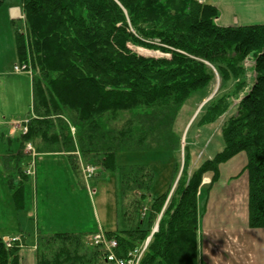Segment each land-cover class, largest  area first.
Returning a JSON list of instances; mask_svg holds the SVG:
<instances>
[{
    "label": "trees",
    "instance_id": "16d2710c",
    "mask_svg": "<svg viewBox=\"0 0 264 264\" xmlns=\"http://www.w3.org/2000/svg\"><path fill=\"white\" fill-rule=\"evenodd\" d=\"M6 1L0 0V8ZM21 5L26 29L17 33L18 59L33 74V117L21 138L36 142L40 152H79L86 164L106 169L115 168L119 153H180L182 136L174 125L181 108L214 82V69L221 76L218 93L198 121L201 128L222 122L220 151L189 175L186 145L176 187L150 203L152 170L143 165L120 170L122 228L105 232L117 242V258L141 249L158 225L140 264H203L198 200L204 175L211 173L216 182L220 166L242 152L249 227L264 228V25L219 27L218 10L204 0H21ZM133 47L169 57L142 56ZM251 55L250 79L243 62ZM19 200L16 191L14 201ZM20 250L18 243L7 249L0 240V264H20ZM106 256L84 234L38 237L37 264H115Z\"/></svg>",
    "mask_w": 264,
    "mask_h": 264
},
{
    "label": "rangeland",
    "instance_id": "374dc122",
    "mask_svg": "<svg viewBox=\"0 0 264 264\" xmlns=\"http://www.w3.org/2000/svg\"><path fill=\"white\" fill-rule=\"evenodd\" d=\"M11 1L14 0H8L7 4H13ZM6 11L5 7L0 8V160L4 161V165L9 164L12 175L16 174L18 181L12 190V204L16 210L18 207V213L16 214L15 210H5V194L9 190L0 189L1 227L13 226V229H22L24 239L28 242H32L37 234L57 233L84 234L93 241L97 236L105 235L101 230L115 232L122 228L121 208L117 200L121 169L143 165L152 170L153 184L147 199V203H150L170 193L176 187L184 169L186 145L189 147L187 154L192 157L189 175L223 148L222 122L203 128L198 125L203 107L213 100L220 88L221 76L213 68L216 74L214 82L206 90L188 99L175 121V131L182 136L180 153L176 151L119 153L115 159L114 169L95 165V175L92 177L83 174L81 165L75 166L70 156L37 153L39 147L36 142L33 143L36 148L34 152L28 153V142L21 140L18 134L19 142L12 132L8 133L9 130L14 129L15 125H19L22 130L24 125L29 124V122L25 124L24 121L26 119L29 121L33 117L32 78L30 77L33 74L30 69L28 72L21 73L14 70L15 65L21 66L18 59L17 33H24L26 25L24 19H9ZM133 50L146 57H169V54L157 50L141 47H133ZM23 65L30 67L27 64ZM254 66V55L247 57L243 62V67L246 68L250 79L254 74L252 69ZM235 83L229 82L228 85L232 86ZM214 93L216 94L208 100ZM72 133H75L74 128ZM4 138H9V141H3ZM11 147L16 151H25L26 155L18 158L14 153L11 155L12 152H4ZM43 147L46 148L47 145ZM242 155L246 153L242 152L237 157ZM30 163L33 164L32 168ZM28 171L33 174L26 176ZM241 176L239 181L248 179L246 166ZM183 178L181 182L185 180ZM206 178H208L207 174L204 175V179ZM215 189L211 193L212 199L215 196ZM16 191L20 193L18 204L13 198ZM206 193L207 191H204L200 200L202 212L205 208ZM224 201L225 196L219 201L221 206ZM215 205L216 202H214ZM157 230L154 227L153 234L151 232L146 239L147 247ZM143 254L144 252L139 253L138 264Z\"/></svg>",
    "mask_w": 264,
    "mask_h": 264
},
{
    "label": "crops",
    "instance_id": "0c3cea01",
    "mask_svg": "<svg viewBox=\"0 0 264 264\" xmlns=\"http://www.w3.org/2000/svg\"><path fill=\"white\" fill-rule=\"evenodd\" d=\"M7 2L8 0L2 6L7 10V17L12 20L24 19L21 0L11 1L13 4L9 3V5ZM204 2L218 10L219 17L216 19V24L219 27L264 25V0H204ZM14 10H18L19 14L15 15ZM11 132L14 138L16 137L20 142L17 135L19 134L21 138L24 133L19 128V125H15L14 129L12 131L9 130L8 133L10 134ZM3 141L8 142L9 138H4ZM29 146L31 149H28ZM35 149L32 142L27 143L28 153H33ZM4 152H12L11 155L14 153L18 158L26 155L25 151H16L12 147L11 149H5ZM18 152L20 153L18 154ZM38 152L40 151L37 149ZM40 153L70 156L71 162L77 166L81 165L83 174H85L84 167L88 164L83 161L79 152L72 154L61 152ZM236 157L220 166L219 179L216 182L212 183L213 175L208 173V178L204 179L202 183L198 205L203 264H264V228L253 229L249 227L248 179L239 181L242 178L241 172L245 169L247 163V155H242L239 158L237 157V159ZM32 165L30 163L31 168ZM32 174L33 172L28 171L25 175L29 176ZM16 181H18L16 174L12 175V171H9V164L4 165V161L0 160V189L9 190L5 194V210H15L17 214L18 207L16 210L12 204V190L16 187ZM214 188H216L215 196L212 199L211 193ZM204 191H207V193L205 208L202 212L200 200ZM224 196L225 201L223 206H221L219 201ZM214 202H216L215 206ZM4 227L0 225V240L12 238L21 240L19 243L21 247L19 254L20 264H37L38 237L42 234H37L32 242H28L24 239V231L22 229H13V226ZM101 232L105 233L103 230Z\"/></svg>",
    "mask_w": 264,
    "mask_h": 264
},
{
    "label": "built area",
    "instance_id": "2783aa9c",
    "mask_svg": "<svg viewBox=\"0 0 264 264\" xmlns=\"http://www.w3.org/2000/svg\"><path fill=\"white\" fill-rule=\"evenodd\" d=\"M14 70L17 73H20V72L28 71V67H26L25 65L22 66L16 65ZM28 149H31V147L29 146ZM84 171L87 177H92L95 174V168L92 166H87ZM12 242H15V239L7 241L6 242L7 247H10ZM93 243L105 249L107 253L106 256L107 260L114 262L115 264H138L139 253L145 252V249L147 248V243L145 242L141 249L135 250L133 253L130 254L128 258L120 259L117 258V256L113 251V249L117 246V242L115 240L109 241L105 237V235L101 234L93 240Z\"/></svg>",
    "mask_w": 264,
    "mask_h": 264
},
{
    "label": "bare ground",
    "instance_id": "6f19581e",
    "mask_svg": "<svg viewBox=\"0 0 264 264\" xmlns=\"http://www.w3.org/2000/svg\"><path fill=\"white\" fill-rule=\"evenodd\" d=\"M13 12H14L15 15L19 14L18 10H14Z\"/></svg>",
    "mask_w": 264,
    "mask_h": 264
},
{
    "label": "water",
    "instance_id": "95a60500",
    "mask_svg": "<svg viewBox=\"0 0 264 264\" xmlns=\"http://www.w3.org/2000/svg\"><path fill=\"white\" fill-rule=\"evenodd\" d=\"M217 89H218V88H217ZM216 91H217V90H216ZM215 94H216V93H214V94H213L208 100H210ZM208 100H207V101H208Z\"/></svg>",
    "mask_w": 264,
    "mask_h": 264
}]
</instances>
